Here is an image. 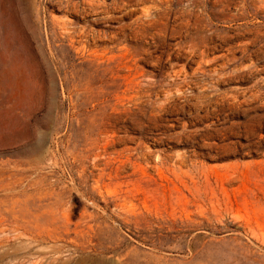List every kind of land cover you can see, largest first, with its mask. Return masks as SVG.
<instances>
[{
	"label": "rangeland",
	"instance_id": "rangeland-1",
	"mask_svg": "<svg viewBox=\"0 0 264 264\" xmlns=\"http://www.w3.org/2000/svg\"><path fill=\"white\" fill-rule=\"evenodd\" d=\"M0 264H264V0H0Z\"/></svg>",
	"mask_w": 264,
	"mask_h": 264
},
{
	"label": "bare ground",
	"instance_id": "bare-ground-1",
	"mask_svg": "<svg viewBox=\"0 0 264 264\" xmlns=\"http://www.w3.org/2000/svg\"><path fill=\"white\" fill-rule=\"evenodd\" d=\"M96 1V0H95ZM84 4V3H83ZM98 4V3H97ZM98 43V42H97ZM220 174H221V172H220ZM226 173H224V175H225ZM227 176V175H226ZM220 180V179H219ZM236 180V179H235ZM223 182V181H222ZM227 182V181H226ZM225 184V183H224ZM226 192H227V190H226ZM234 193H235V191H234ZM228 194V193H227ZM235 195V194H234ZM229 196V195H228ZM227 196V197H228ZM231 198V197H230ZM236 198V197H235ZM229 199V198H228ZM231 200V199H230ZM237 200V199H236ZM233 201V200H232ZM147 207V206H146ZM239 207V206H238Z\"/></svg>",
	"mask_w": 264,
	"mask_h": 264
}]
</instances>
